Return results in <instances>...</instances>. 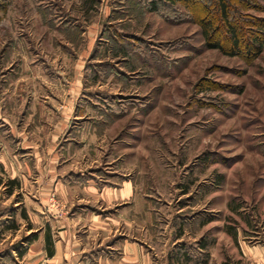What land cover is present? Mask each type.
Instances as JSON below:
<instances>
[{"label":"rangeland","instance_id":"obj_1","mask_svg":"<svg viewBox=\"0 0 264 264\" xmlns=\"http://www.w3.org/2000/svg\"><path fill=\"white\" fill-rule=\"evenodd\" d=\"M145 1L0 0V264H28L8 249L21 256L37 234L9 211L15 200L38 209L45 176L26 171L25 161L38 160L25 158L4 119L53 167L48 135L58 115L38 105L69 102L86 108L85 123L58 143V166L144 185L164 204L161 256L182 227L180 242L207 237L208 264H264V253L259 262L248 249L264 243V0H223L229 22L219 0L198 1L191 15L178 4L175 21ZM216 43L223 49L209 47ZM111 103L124 104L120 115L106 110Z\"/></svg>","mask_w":264,"mask_h":264},{"label":"crops","instance_id":"obj_2","mask_svg":"<svg viewBox=\"0 0 264 264\" xmlns=\"http://www.w3.org/2000/svg\"><path fill=\"white\" fill-rule=\"evenodd\" d=\"M33 71L35 69L31 70V75ZM38 109L58 115L48 135L53 149L50 148L47 153L52 155L53 167H43L47 161H42L41 152L30 136L15 129L11 120L5 118L3 122L8 126V132L21 140V153H27L25 158L38 160L36 163L25 161L26 171L32 173L31 169L36 166V169H40L37 174L45 175L40 179L42 197L38 200V209L21 200H15L14 205L10 206V220L24 219L27 222L26 234H37V237L30 242L28 239L26 245L29 246L21 256L15 249L9 248V257L13 260L21 258L28 264H169V259L172 264H208L205 254L211 246L207 243V237L203 236L199 242H180L184 235L182 227L174 234V247L165 258L161 256L166 247H163V238L160 237L156 209L164 204H159L160 199L148 198L144 185L134 184L126 176L114 174L101 178L96 171H62L58 166L60 155L55 152L58 143L62 137L71 139L74 136L72 132L80 133L79 130L73 131L76 122L85 123L81 105L69 102L68 105L52 108L38 105ZM18 166L19 161H16L15 168L10 165L15 171ZM15 171L11 174L17 177ZM115 177L117 182L112 181ZM49 192H54L58 199L51 198ZM9 231L16 233L19 228L15 226ZM262 245L264 243L248 247L249 254L259 262L264 253Z\"/></svg>","mask_w":264,"mask_h":264},{"label":"trees","instance_id":"obj_3","mask_svg":"<svg viewBox=\"0 0 264 264\" xmlns=\"http://www.w3.org/2000/svg\"><path fill=\"white\" fill-rule=\"evenodd\" d=\"M198 1H203V0H146L145 2H143L142 5H143L145 10L150 11L152 13H158V14L164 13V12L170 13L168 15H165V17L166 18L168 17L167 19L169 21H175V18L173 16H175V14L177 12L175 8L178 4H182V5L186 6V8H187L186 11L189 12L191 15L192 14L191 12H193V6H195ZM206 1L211 2L210 0H206ZM219 1L220 2L217 3L219 11L221 12L222 16H225V15H227V8L225 5V2L223 0H219ZM208 5H205V6H208ZM1 10L3 11V10H5V8L3 9V7L0 5V11ZM203 11L206 12L207 8H205ZM225 17L224 18L226 19V21L229 22V20L227 19V16H225ZM200 24L202 25V27L204 29V33H205L206 37L209 38L212 34V31H213L210 23L206 21V18H201ZM231 32L233 33V30H231ZM232 37H233V40H235V36L232 35ZM114 38L116 41H120V43L126 44L124 42V40L120 39L121 37L114 36ZM236 45H237V43H235L234 46H236ZM209 47L212 49H223L222 47H220L219 43L209 44ZM257 49L260 50L261 47H258ZM101 73L102 72H96V75L97 74L101 75ZM110 74H114V73L111 72ZM95 79L97 80L98 78H95ZM123 105L124 104H121V103H111V104H107V106L109 107L107 109L105 108L104 105H102L101 107L103 109H106L110 113L112 111V115L118 116V115H120V113L117 110H120L119 108L123 109L125 107ZM83 111H84V107H82V112ZM11 184L15 185L16 182L12 181ZM10 229H15L14 223H12V227ZM230 233H232V232H230ZM23 253H24V251L20 255H23ZM225 264H229V263L226 262ZM236 264H238V263H236Z\"/></svg>","mask_w":264,"mask_h":264}]
</instances>
